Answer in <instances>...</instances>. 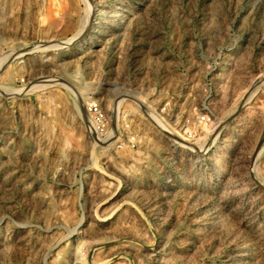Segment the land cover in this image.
Wrapping results in <instances>:
<instances>
[{
    "label": "rangeland",
    "instance_id": "rangeland-1",
    "mask_svg": "<svg viewBox=\"0 0 264 264\" xmlns=\"http://www.w3.org/2000/svg\"><path fill=\"white\" fill-rule=\"evenodd\" d=\"M263 144L264 0H0V264H264Z\"/></svg>",
    "mask_w": 264,
    "mask_h": 264
},
{
    "label": "built area",
    "instance_id": "built-area-1",
    "mask_svg": "<svg viewBox=\"0 0 264 264\" xmlns=\"http://www.w3.org/2000/svg\"><path fill=\"white\" fill-rule=\"evenodd\" d=\"M89 111L91 113V116H92L93 121H94L95 125L97 126V128L103 127V124L105 122V118H104V115H103L102 111L100 110V108L97 107L96 105H93L90 107Z\"/></svg>",
    "mask_w": 264,
    "mask_h": 264
},
{
    "label": "bare ground",
    "instance_id": "bare-ground-1",
    "mask_svg": "<svg viewBox=\"0 0 264 264\" xmlns=\"http://www.w3.org/2000/svg\"><path fill=\"white\" fill-rule=\"evenodd\" d=\"M116 15H120V14L118 13V14H116ZM117 17H118V16H117ZM50 59H51V58H48L47 61H52V60H50ZM109 85L112 86V84H109ZM44 86H46V85H43V84H42V85H40V84H34L30 89H31V91H32V89L42 88V87H44ZM263 152H264V144H263L261 150L259 151L257 157H260V156L263 154Z\"/></svg>",
    "mask_w": 264,
    "mask_h": 264
}]
</instances>
